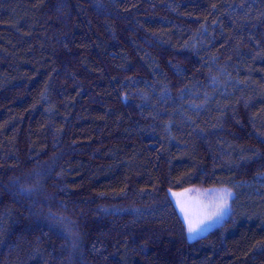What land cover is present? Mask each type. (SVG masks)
<instances>
[{
  "label": "trees",
  "instance_id": "16d2710c",
  "mask_svg": "<svg viewBox=\"0 0 264 264\" xmlns=\"http://www.w3.org/2000/svg\"><path fill=\"white\" fill-rule=\"evenodd\" d=\"M0 264H264V0H0Z\"/></svg>",
  "mask_w": 264,
  "mask_h": 264
},
{
  "label": "rangeland",
  "instance_id": "374dc122",
  "mask_svg": "<svg viewBox=\"0 0 264 264\" xmlns=\"http://www.w3.org/2000/svg\"><path fill=\"white\" fill-rule=\"evenodd\" d=\"M224 190H228L233 194L232 197L229 199L227 211L223 214L221 218L215 219L212 222H206L204 226H201L202 230L198 231L196 234L190 236L188 233L190 239H195L208 233L211 229L220 224L229 215L231 210V200L234 196V192L230 189H224L218 186H211L206 188H188L179 192L172 191V195L183 219L184 213L181 212V205L177 203V200L181 201L184 204V206L190 211L193 218L195 219L198 216H202L204 214V210L201 205H205L208 204L210 201H213L215 199L216 194Z\"/></svg>",
  "mask_w": 264,
  "mask_h": 264
},
{
  "label": "snow or ice",
  "instance_id": "6c2138e0",
  "mask_svg": "<svg viewBox=\"0 0 264 264\" xmlns=\"http://www.w3.org/2000/svg\"><path fill=\"white\" fill-rule=\"evenodd\" d=\"M232 195L233 194L228 190L217 193L213 201H210L208 204L201 205L204 210V214L195 219L184 204L177 200V203L181 205V212L184 213V220L187 224V231L189 235L191 236L202 230L201 226H204L206 222H212L215 219L221 218L228 209L229 199Z\"/></svg>",
  "mask_w": 264,
  "mask_h": 264
}]
</instances>
